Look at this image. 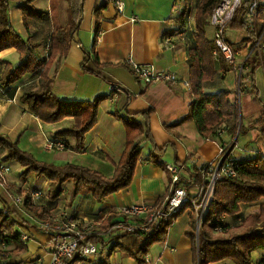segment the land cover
I'll list each match as a JSON object with an SVG mask.
<instances>
[{"label":"crops","instance_id":"1","mask_svg":"<svg viewBox=\"0 0 264 264\" xmlns=\"http://www.w3.org/2000/svg\"><path fill=\"white\" fill-rule=\"evenodd\" d=\"M201 1L122 0V14L115 9L113 0L9 1L8 15L12 27L21 39L40 45L37 51L41 58L45 56L47 47L48 50L52 47L55 29L76 23V29L68 39L66 52L54 48L49 60L47 77L52 80V93L58 100L68 103H91L97 98L101 100L96 123L85 134L79 147L73 137L58 135L72 130L73 119L46 124L23 103L25 92L39 88V75L26 76L7 87L1 85L7 63L14 68L20 61L15 48L5 49L0 52V137L16 142L22 151L31 154L37 161L54 166H81L105 178L115 175L129 148V141L138 144L140 150L131 183L101 202L92 193L72 197L71 186H66L57 199H52L49 181L37 178L34 173L25 180L20 178L22 172L18 177L9 176L11 188L16 193H22L26 188L43 190L44 197L38 200L36 208L40 212L66 211L73 221L98 226L119 220L122 208L160 204L169 186L168 164L183 166L182 178L187 192L191 195L197 192L200 182L198 171L216 159L219 147L216 141L200 132L194 117L195 109L191 105L194 97L189 61L197 35L192 13ZM71 6L76 9L81 7L80 16L76 15L74 22ZM34 13H41L42 17L37 19ZM132 18H136V21L133 22ZM227 32L230 33L227 39L232 47L239 51L248 48L250 40L246 32L230 29ZM234 32L245 34L238 37ZM205 38L214 47L210 24L205 28ZM166 39L171 40L169 44L164 43ZM129 59L139 66H152L158 72L173 73L189 82V87L183 83L147 86L133 74L127 64ZM220 62L214 61L219 69L218 75L203 81L201 92L211 96L227 91L230 101L236 103L235 76L227 71L223 61L222 64ZM228 75L231 88L226 83ZM252 91L248 88L243 95ZM251 105L246 99L245 118L242 117V98L240 107L237 106L243 127L251 119L257 121L262 114L251 113ZM126 120L141 125L144 133L134 137L129 132ZM257 136V127L247 129L238 136L231 156L244 163L262 154L255 141ZM53 139L64 141L66 148L62 151H47L46 143ZM230 140V135L223 137V142ZM7 205L5 192L0 189V209ZM259 207L260 203L241 204L240 212L235 216H225L224 223L237 228L248 215L258 212ZM193 217L192 210L185 209L169 229L167 240L150 248L145 264H195L194 242L189 236ZM11 219L14 221L13 233L18 235L27 250L15 255L19 257L18 262L49 264L52 240L48 233L37 227L41 219L39 214L32 211V215L24 218L29 223L24 221L25 225ZM3 232L8 233L5 229ZM20 234L26 235L25 241L20 239ZM7 246L15 249L11 243ZM123 256L127 258L125 261ZM112 258L117 260L116 264H138L118 250L113 252L106 264H112ZM251 258L252 264H261L264 251H254ZM210 264L235 263L223 260Z\"/></svg>","mask_w":264,"mask_h":264},{"label":"trees","instance_id":"2","mask_svg":"<svg viewBox=\"0 0 264 264\" xmlns=\"http://www.w3.org/2000/svg\"><path fill=\"white\" fill-rule=\"evenodd\" d=\"M9 1L0 0V52L15 48L20 61L14 68L10 63H7L1 85L7 87L20 82L26 76L39 75V88L32 92H25L22 96L23 103L28 105L29 111L33 115L46 124L57 123L66 118L73 119L72 130L60 132L58 135L73 137L80 147L85 134L96 123L98 103L101 98H97L91 103L60 101L53 95L52 80L47 77V67L53 56L54 48L66 52L68 39L75 31L76 23L55 29L52 35V47L41 58L37 51L40 45L32 43L28 39H21L12 27L8 15ZM69 1L71 2V0ZM218 3L219 0H202L198 5L195 15L196 45L190 50L189 64L191 92L194 97L191 105L195 109L194 117L198 128L208 139L222 144L223 138L217 134L219 126H224L230 136L233 132L236 133L239 127L237 104L230 101V93L227 91L211 96L201 92L202 82L213 79L219 72L212 56L214 47L211 42L205 39V28L209 24V16ZM80 8L76 9L71 6L73 22L76 15L80 16ZM26 12L30 13L29 10ZM242 12L243 9L236 12L229 29L244 31L249 35L241 22ZM35 16L37 19L42 17L41 13H34ZM248 40H250L249 37ZM222 63L221 61L220 64ZM250 66L253 75L259 64L253 60ZM126 121L129 132L134 134V137L144 133L141 125L135 121ZM241 129L242 126L239 128L238 134L241 133ZM260 130L264 137V125ZM234 139H236V135L231 140ZM148 140L152 144L151 140ZM128 146L123 161L112 178H105L101 174L81 166L71 164L54 166L37 161L31 154L19 149L16 142L2 137H0V155L2 154L3 157L0 161L4 163L12 160L18 162L24 169L20 175L23 180L31 173H34L37 178H45L50 183V189L52 188V199H57L65 191L67 184H71L70 195L72 197L81 193H92L93 197L101 202L110 194L119 192L131 183L140 150L138 144H132V141H129ZM236 170L237 178H224L216 184L214 201L199 228L198 247L195 233L196 221L194 217L192 219V233L189 236L194 242L195 264H210L223 260H231L235 264H252V253L264 251V202L260 204L258 212L248 215L237 228L220 221L222 216L237 215L240 212L241 204L247 205L264 200V155L258 154L253 160L244 163L238 161ZM30 208L34 213L42 216L43 212H40V209L33 206ZM179 215L165 218L159 224L151 226L150 234L119 233L114 235L110 239L113 243L116 242L115 246L111 247L112 252L118 250L122 254L130 256L136 263L145 264L151 246L164 243L167 240L169 229ZM108 225L109 222H106L98 226V230H106ZM13 227L14 221L10 217L4 216L0 211V232H3L4 229L7 230L6 244H13L15 249L12 254L17 255L27 250L25 245L20 242L18 235L13 233ZM218 228H221L220 232L216 231ZM233 230H239V234H232ZM88 239L94 243L102 242V238L98 234H93ZM2 257H0V264H26L25 262L11 263ZM261 264H264V261Z\"/></svg>","mask_w":264,"mask_h":264},{"label":"built area","instance_id":"3","mask_svg":"<svg viewBox=\"0 0 264 264\" xmlns=\"http://www.w3.org/2000/svg\"><path fill=\"white\" fill-rule=\"evenodd\" d=\"M113 5L118 13L124 12L122 0H113ZM243 9L241 22L249 33V46L244 51H239L231 46L227 39V31L237 11ZM135 22L136 18H132ZM209 24L213 30V59L221 60L226 64L228 71L234 74L236 80L237 106L241 105V97L246 89L253 87L250 63L258 62L264 76V0H219L209 16ZM165 40V44L170 43ZM46 49V52L48 51ZM136 78L149 86L156 83L178 84L183 83L189 87V82L180 79L169 72H158L152 66H139L128 60ZM218 136L223 138L227 131L220 128ZM233 141V142H232ZM218 143V142H217ZM65 142L58 139L48 140L47 151H62L66 148ZM216 159L199 169L200 182L194 195L187 192L182 173L183 166L168 164L166 171L170 176L167 194L158 205L139 204L122 208L119 220L111 222L106 230L99 231L98 226H89L73 221L66 211L43 212L37 227L51 236L52 248L49 264H106L111 258L112 248L115 246L110 239L119 233L150 234L151 226L159 224L163 219L175 217L185 209L192 210L196 221V243L199 228L208 214L211 203L214 201L216 184L224 178H237L238 161L231 156L235 139L218 143ZM10 166L0 162V189L4 190L8 202L7 207L0 211L4 216L14 218L17 212H22L29 205L37 208V202L44 197L43 190L26 188L22 193H14L7 189L9 183ZM224 224V217L220 218ZM221 231V228L216 230ZM99 232V233H97ZM98 234L102 242L88 241V237ZM26 235L20 234V239L25 241ZM7 233L0 232V245L6 246ZM148 261V259H146Z\"/></svg>","mask_w":264,"mask_h":264},{"label":"rangeland","instance_id":"4","mask_svg":"<svg viewBox=\"0 0 264 264\" xmlns=\"http://www.w3.org/2000/svg\"><path fill=\"white\" fill-rule=\"evenodd\" d=\"M197 9H198V6L196 7V9L193 11L192 15L193 17L196 15V12H197ZM195 18V17H194ZM244 32H234V35L235 36H238V37H243L244 36ZM227 36L229 37L230 36V33L227 32ZM210 38V37H209ZM206 39V38H205ZM208 40V39H206ZM210 42V41H209ZM251 78H253V91L252 92H249V94L247 95H243L241 98H242V113H243V118H245V106H244V103H245V100L248 99L250 101V103L252 104L250 107H251V110L250 112L251 113H254V114H257L259 115L258 113H262L261 116H259V118L257 119V121L251 119V121H249L247 123V126L246 127H243L242 126V123H241V120H240V112H239V108H238V124H239V127L238 129L236 130V133L233 132L230 136V139H232L234 137V135H236V139H235V144H236V140L238 139V136L242 135L244 132H246L247 129H250L252 130L254 127H257V131H258V136L256 138L255 141H257V143L259 144V148H260V152H262V154L264 153V137H263V133H262V130H260L262 128V126L264 125V76H263V72H262V69L260 66L256 67L255 70H254V73L253 75H251ZM226 83L228 85V87L231 88L230 86V76L228 75V79L226 80ZM258 91V93L256 94V91ZM251 94V95H250ZM255 121V122H254ZM261 121V122H259ZM259 122V123H258ZM244 125V124H243ZM240 126H242V129H241V133L238 134L239 132V128ZM219 128H224V126H219ZM227 135H228V132H227ZM226 135V136H227ZM229 136V135H228ZM241 139L243 138L242 136L240 137ZM239 138V145L241 146V143H240V139ZM231 142V140L229 141ZM233 142V141H232ZM257 145V144H256ZM258 146V145H257ZM19 147V146H18ZM20 149V148H19ZM2 154L0 155V159L2 158ZM237 160V159H236ZM238 161V160H237ZM1 162V161H0ZM4 163V162H2ZM8 166H10L11 168V172L9 174V176H13V177H18L20 175L21 172L24 171V169L20 166V164L16 161H9V162H6L4 163ZM22 170V171H21ZM9 180V179H8ZM67 186H71V184H67ZM71 188V187H70ZM7 189H9L10 191L14 192V189L11 188V183L9 181V183L7 184ZM264 200H261L257 203H263ZM253 204V203H252ZM37 205H38V202H37ZM249 205V204H247ZM31 207V206H30ZM30 207H27L24 209V213L22 212H17V216L14 217V220H17L16 222H19V223H22L24 224L23 222L25 221L26 223H28L24 218H28L29 215H32V210ZM25 213H27L25 215ZM256 213V212H255ZM225 217V216H223ZM42 218V216H41ZM29 224V223H28ZM25 225V224H24ZM28 226V225H27ZM29 227V226H28ZM195 232H196V229H195ZM233 233L232 234H239V230H233L232 231ZM226 237V236H224ZM153 246V245H152ZM151 246V247H152ZM12 251H13V246H1L0 245V257L2 258H5L8 260V262H18L19 261V257L15 256L12 254ZM124 258V256H123ZM122 258V259H123ZM125 259L127 258H124V261ZM111 262L112 264H116L117 263V260H113V258L111 259Z\"/></svg>","mask_w":264,"mask_h":264},{"label":"water","instance_id":"5","mask_svg":"<svg viewBox=\"0 0 264 264\" xmlns=\"http://www.w3.org/2000/svg\"><path fill=\"white\" fill-rule=\"evenodd\" d=\"M197 247H198V237H197Z\"/></svg>","mask_w":264,"mask_h":264}]
</instances>
